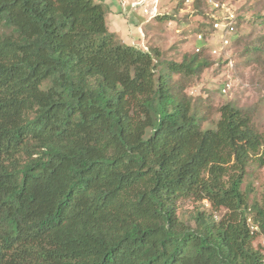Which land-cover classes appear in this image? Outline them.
<instances>
[{
  "label": "trees",
  "instance_id": "16d2710c",
  "mask_svg": "<svg viewBox=\"0 0 264 264\" xmlns=\"http://www.w3.org/2000/svg\"><path fill=\"white\" fill-rule=\"evenodd\" d=\"M251 51L264 66V37ZM214 64L124 44L96 0H0V264H264L243 190L264 135L232 103L204 130L187 94ZM189 199L226 213L186 223Z\"/></svg>",
  "mask_w": 264,
  "mask_h": 264
},
{
  "label": "rangeland",
  "instance_id": "374dc122",
  "mask_svg": "<svg viewBox=\"0 0 264 264\" xmlns=\"http://www.w3.org/2000/svg\"><path fill=\"white\" fill-rule=\"evenodd\" d=\"M96 1L106 5L107 25L124 44H134L146 51L156 49L163 61L177 63H181L186 54H194L198 48L208 50L215 64L192 78L187 89V94L197 105L208 106L203 113L200 112L206 118L202 121L204 130L214 129L220 120L218 109L232 103L251 111L255 125L264 135V66L254 62L251 51L258 40L264 37V27L258 20L259 15L264 16V0H213L219 5L229 6L237 17L242 16L244 22L240 28L237 26L234 35L235 41L240 38L239 45L234 42L226 50L233 61L232 68L228 67L220 52L212 54L213 50L220 51L222 48L224 31L212 32L203 40L196 33L206 22L200 13H207L210 17L213 12L210 0H199V4H187L184 0H160V13L167 17L150 22H146L141 15H122L117 0ZM114 17L120 22H114ZM174 80H178V77H174ZM227 83L230 88L225 94L223 90ZM261 158H264V148L253 157L243 186V190H253L252 199L256 200H261L264 195V163ZM201 209L219 218L226 213L225 210L213 211L210 207H203L202 203L189 199L179 203L177 214L180 220L193 224L195 213ZM263 241L264 233L257 236L254 246L263 248Z\"/></svg>",
  "mask_w": 264,
  "mask_h": 264
},
{
  "label": "built area",
  "instance_id": "2783aa9c",
  "mask_svg": "<svg viewBox=\"0 0 264 264\" xmlns=\"http://www.w3.org/2000/svg\"><path fill=\"white\" fill-rule=\"evenodd\" d=\"M118 8L122 15L132 16V15H141L146 22L156 20L158 17L162 16L159 10L160 0H117ZM196 0H186L187 4H194ZM212 5L213 12L210 16L212 21L214 32L224 31L225 36L223 38L222 48L220 51L215 49L212 51V54L217 55L218 52L221 53L222 58L227 62L228 67L232 66V59L226 53L227 48H231L232 43L235 42L236 36V26H237V16L233 10L227 5H219L217 2L210 0ZM214 11H218L217 13ZM221 14V16L219 15ZM142 29H140L141 31ZM213 32V33H214ZM200 40L205 38L204 35H198ZM206 39V38H205ZM231 40V41H230ZM202 49L198 48L196 52H200ZM232 68V67H231ZM230 88V84H226L223 92L226 94L227 90ZM253 230H257L256 227H252ZM262 253H263V262H264V241L262 242Z\"/></svg>",
  "mask_w": 264,
  "mask_h": 264
},
{
  "label": "crops",
  "instance_id": "0c3cea01",
  "mask_svg": "<svg viewBox=\"0 0 264 264\" xmlns=\"http://www.w3.org/2000/svg\"><path fill=\"white\" fill-rule=\"evenodd\" d=\"M114 22L116 21L117 23H119L120 22V20H118V18L117 17H114V20H113Z\"/></svg>",
  "mask_w": 264,
  "mask_h": 264
}]
</instances>
